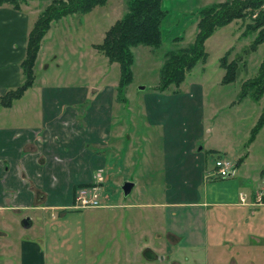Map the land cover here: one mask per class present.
Here are the masks:
<instances>
[{
	"label": "crops",
	"instance_id": "1",
	"mask_svg": "<svg viewBox=\"0 0 264 264\" xmlns=\"http://www.w3.org/2000/svg\"><path fill=\"white\" fill-rule=\"evenodd\" d=\"M163 5L166 7V0ZM201 5L198 0L179 3L178 13L186 14L179 15V18L184 17L181 21L198 24L194 11ZM173 15L168 10L162 21L163 42L183 36L169 32L173 28ZM34 20H30L22 7L0 5V95L23 80L19 62L25 54L27 34ZM33 84L34 81L28 88ZM104 91L90 97L85 85H47L39 90L35 117L0 116V212H12L23 228H32L36 221L42 233L22 234L19 264H47V247L53 242L59 243L57 239L48 241L46 234L49 235L51 229L52 233L58 230L66 233L70 225L60 219L62 217L58 220L57 215H66L67 208H75L71 204L77 187L101 178L103 200L107 197L102 184L109 178L110 171L104 149L111 134H114L115 144L123 132L122 124L111 127L112 108L116 104L112 87L109 95H101ZM203 91L204 87L197 84L186 94L153 92L145 96L146 119L163 124L167 143L162 176L164 198L129 206L164 207L165 215L161 216L165 221L164 229L157 235L167 237V250L176 247L179 251H203L210 258H206L208 264H264V194L259 198L260 192L264 193V161L253 169L248 164L250 152L243 154L233 150L237 155L233 158L227 148L210 144V149L222 152L217 159L228 158L235 163L231 175L220 178L214 175L216 165H208L204 146L198 148L196 144L195 135L202 126ZM18 98L9 106L0 105L10 108ZM187 112H191L190 119ZM188 122L193 127L192 132ZM126 135L129 140L130 133ZM130 181L133 182L131 192L139 179L134 177ZM121 205L125 203L104 201L92 207L112 209ZM25 217L29 219L28 225L22 223ZM74 228L77 231L84 228L85 233V222ZM146 250L154 255H145L147 258L161 256L162 261L169 264H184L188 259L185 255H181L184 259L177 255L171 257L170 251L160 255L149 246L143 253ZM56 256L53 255V261H57ZM59 263L68 264V259L63 258Z\"/></svg>",
	"mask_w": 264,
	"mask_h": 264
},
{
	"label": "rangeland",
	"instance_id": "2",
	"mask_svg": "<svg viewBox=\"0 0 264 264\" xmlns=\"http://www.w3.org/2000/svg\"><path fill=\"white\" fill-rule=\"evenodd\" d=\"M127 1L107 0L104 4L94 5L86 12H75L53 20L43 38L34 66V84L15 100L10 108H2L0 105V116H22L27 119L35 117L39 90L47 85H85L88 86L90 97L104 90L101 95H109L112 87L115 95L116 104L112 108L111 127L114 129L115 125L122 124L123 133L115 144L114 134H111L104 149L110 175L102 184L107 195L104 200L102 196V204L106 201L125 205L112 209L67 208L66 215L58 214L57 219L62 217L60 219L70 226L65 234L60 230L57 233H52V229L48 230V241L57 239L59 244L55 245L53 242L51 247H47V264H61L59 261L63 258L68 259V264H169L168 261H162L161 256L155 259L147 258L143 251L148 246L155 248L160 255L169 251L171 257L177 255L179 259H184L181 255H185L188 259L184 264H208L209 260L206 258L209 257H206L203 251H179L176 247L166 249L167 237L157 235L158 231L164 229L165 221L161 218L162 214L165 215L164 207L129 206L130 203L158 201L164 198L162 189L165 183L162 176L167 143L163 137V124L150 123L146 119L145 96L153 92L186 94L194 85L201 84L204 87L201 103L202 126L195 136L197 147L204 146L208 165H216V159L219 153H222L209 148L210 144H216L227 148L233 158H237L233 150L243 154L250 152L248 164L255 169L264 161V125L252 140L250 137L264 106V94L259 100L250 94L240 99V92L243 82L258 72L259 64L264 59V42L259 44L257 49L246 51L255 34L243 33V19L221 26L206 40L209 53L207 60L198 61L180 84L173 82L165 91L161 90L160 69L165 52L189 45L198 30L197 24L182 22L184 17L179 18L182 13H178L177 8L180 6L177 5L183 0H166V8L174 14L173 28L169 32L184 37L178 41L169 38L159 47L146 44L133 46L132 79L121 91L124 99H120L116 89L120 77L119 63L109 61L94 47V43L100 42L106 29L128 9ZM198 1L204 5L222 0ZM50 2L51 0H28L22 2L21 7L28 12L32 21ZM196 20L198 21V18ZM228 49H231L230 59H239V69L235 80L223 82L225 68L220 64V59ZM79 109L83 112V108ZM186 115L190 119L191 112ZM190 131H193L192 126ZM126 133H130L129 140ZM134 177L139 181L132 191L124 196L120 188L121 183ZM16 216L19 219V216ZM14 217L10 211L0 212V264H19L18 248L22 234L42 235L36 221L32 228H23L21 222L16 221ZM84 222L85 233L84 228L79 231L74 228ZM56 254L57 261H53L52 257Z\"/></svg>",
	"mask_w": 264,
	"mask_h": 264
},
{
	"label": "trees",
	"instance_id": "3",
	"mask_svg": "<svg viewBox=\"0 0 264 264\" xmlns=\"http://www.w3.org/2000/svg\"><path fill=\"white\" fill-rule=\"evenodd\" d=\"M28 0H0V5L8 3L15 9L21 7L22 2ZM107 0H51L40 11L33 21L26 38L25 54L19 62L23 80L14 88L7 89L0 95V103L5 106L12 104L13 100L33 83L34 64L39 50L41 39L50 27L51 21L67 14L86 12L97 4H104ZM128 9L117 18L105 31L100 42L94 43L109 61H116L120 66V77L116 85L118 97L124 99L123 88L132 79L131 64L134 60L132 47L146 44L159 47L163 43L162 21L168 14L163 0H128ZM194 14L198 18V30L193 42L176 49H168L161 66L160 89H166L171 83L180 84L186 78L198 61H206L208 51L206 40L214 31L237 19H243L245 30L243 33H254V39L245 49L255 50L264 42V0H222L199 6ZM177 41L183 36L176 37ZM230 50L221 57L220 64L225 68L223 82L236 79L239 69V59H230ZM259 100L264 94V59L259 64L255 76L243 82L240 99L247 95ZM264 125V106L257 122L252 128L251 140ZM250 140V141H251Z\"/></svg>",
	"mask_w": 264,
	"mask_h": 264
},
{
	"label": "built area",
	"instance_id": "4",
	"mask_svg": "<svg viewBox=\"0 0 264 264\" xmlns=\"http://www.w3.org/2000/svg\"><path fill=\"white\" fill-rule=\"evenodd\" d=\"M235 171V163L228 158H218L216 160V169L214 175L226 177ZM101 178L88 185H81L76 188L71 206L75 208L99 206L102 204V192L100 185ZM260 192L259 198L263 196ZM245 199V195H242Z\"/></svg>",
	"mask_w": 264,
	"mask_h": 264
},
{
	"label": "water",
	"instance_id": "5",
	"mask_svg": "<svg viewBox=\"0 0 264 264\" xmlns=\"http://www.w3.org/2000/svg\"><path fill=\"white\" fill-rule=\"evenodd\" d=\"M132 185H133V182L130 181V180H124V181L121 183L120 188L122 189L123 195H125V196L128 195V193H129L130 190H131ZM28 220H29L28 217H25V218L23 219L22 223H23L24 225H28V224H29V221H28ZM144 253H145V255H146L147 257H152V256H154L153 253H152V251H150V250H146Z\"/></svg>",
	"mask_w": 264,
	"mask_h": 264
}]
</instances>
